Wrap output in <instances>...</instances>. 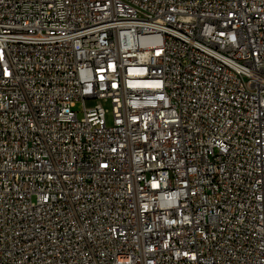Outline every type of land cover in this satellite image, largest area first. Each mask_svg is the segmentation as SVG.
I'll use <instances>...</instances> for the list:
<instances>
[{
    "label": "built area",
    "instance_id": "obj_1",
    "mask_svg": "<svg viewBox=\"0 0 264 264\" xmlns=\"http://www.w3.org/2000/svg\"><path fill=\"white\" fill-rule=\"evenodd\" d=\"M0 264H264V0H0Z\"/></svg>",
    "mask_w": 264,
    "mask_h": 264
},
{
    "label": "rangeland",
    "instance_id": "obj_2",
    "mask_svg": "<svg viewBox=\"0 0 264 264\" xmlns=\"http://www.w3.org/2000/svg\"><path fill=\"white\" fill-rule=\"evenodd\" d=\"M74 110L78 111V118L82 116L81 113V104H77L76 106L73 107ZM107 122L109 123V119L107 118Z\"/></svg>",
    "mask_w": 264,
    "mask_h": 264
}]
</instances>
